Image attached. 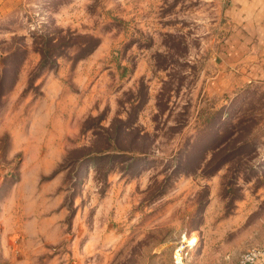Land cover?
<instances>
[{"label":"rangeland","instance_id":"1","mask_svg":"<svg viewBox=\"0 0 264 264\" xmlns=\"http://www.w3.org/2000/svg\"><path fill=\"white\" fill-rule=\"evenodd\" d=\"M8 1L0 264H237L264 246V79L228 60L229 0ZM60 29L100 45L40 69L35 37Z\"/></svg>","mask_w":264,"mask_h":264},{"label":"crops","instance_id":"2","mask_svg":"<svg viewBox=\"0 0 264 264\" xmlns=\"http://www.w3.org/2000/svg\"><path fill=\"white\" fill-rule=\"evenodd\" d=\"M7 2L9 1L0 0V21L9 16ZM226 13L233 24L228 43L229 62L242 59V64L248 63V68L243 65V70L249 83L261 78L263 80L264 0H229Z\"/></svg>","mask_w":264,"mask_h":264},{"label":"trees","instance_id":"3","mask_svg":"<svg viewBox=\"0 0 264 264\" xmlns=\"http://www.w3.org/2000/svg\"><path fill=\"white\" fill-rule=\"evenodd\" d=\"M64 32L65 31L63 29H60L59 31H57V34L59 35L58 37L55 34L54 35L38 34L35 37L34 42H33V51L40 54V57H41L40 64H39L40 69H44L48 66H54L56 64L55 60L57 59V57L63 55L65 51L71 50L72 48L73 49L77 48L79 50H82L85 53V55L91 54L100 45V42H101V40L93 36H85L84 39H86V43L78 44L73 40L74 37H79L77 34L70 32V31L66 32L68 33L67 35L69 36V39L66 40L64 39V36H62ZM28 53L29 52L27 48H24L23 50L15 49L10 54H8L5 58H3L2 64L6 66L8 62L12 60L13 58L17 57V55L22 57V59H24L27 57ZM3 72H4V75L3 76L0 75V98L3 97L4 94L6 93L5 85L1 86V84L2 82H5L8 79L6 78L7 73H8L7 67L5 68V71ZM15 83H16V80L13 82L9 90L14 87ZM110 131L111 130L100 129L96 133L97 138H99L107 146H109V142L112 143L114 140L115 142H117L121 137V134L119 130L117 131V128H115L112 134L110 133ZM142 137H146V136L136 135L137 140L142 139ZM110 153H115V151H109L107 148H101L95 156H98L96 157L97 159L100 157L104 158ZM86 158L92 159L94 158V156L91 153H88L86 155Z\"/></svg>","mask_w":264,"mask_h":264},{"label":"built area","instance_id":"4","mask_svg":"<svg viewBox=\"0 0 264 264\" xmlns=\"http://www.w3.org/2000/svg\"><path fill=\"white\" fill-rule=\"evenodd\" d=\"M237 264H264V246L247 250Z\"/></svg>","mask_w":264,"mask_h":264}]
</instances>
